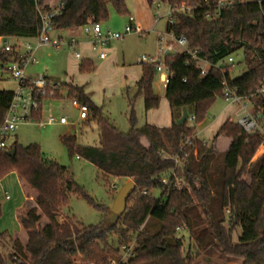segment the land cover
Segmentation results:
<instances>
[{"label": "trees", "instance_id": "16d2710c", "mask_svg": "<svg viewBox=\"0 0 264 264\" xmlns=\"http://www.w3.org/2000/svg\"><path fill=\"white\" fill-rule=\"evenodd\" d=\"M59 1L63 8L51 20L54 30L101 24L109 18L110 5L127 14L123 0H0V37L36 38L41 29L40 12L51 11ZM216 1L167 0L174 22L167 23L166 31L186 36L188 49L212 62L241 52L246 69L233 77V62L212 68L202 77L187 52L168 55L165 63L173 74L165 87L170 126L146 123L137 127L133 99H129V130L122 132L84 86L64 85L72 98L87 105L98 130V145H79L75 136L62 137L69 155L88 160L105 177L135 183L117 222L109 224L105 219L102 224L84 225L61 217L72 194L94 203L71 170L46 159L38 143L22 145L15 139L7 148H0V180L15 172L34 201L18 217L25 242L7 232L0 234V264H9L14 256L20 264H194L200 253L214 247L228 259L264 264V153L253 160L263 134L245 133L229 118L220 125L211 145L197 133L216 97L223 98L224 83L251 102L264 127V95L257 93L264 82V1L261 5L237 3L214 16ZM182 3L190 8L189 13L176 9ZM15 56L0 49L3 64ZM94 69L91 59L80 60V72ZM155 74L154 66L145 64L136 84L134 98L143 96L146 111L160 103L152 86ZM12 96V90H0V126ZM183 109L188 116L179 125ZM41 113L32 117L39 119ZM219 136L230 139L223 153L213 147ZM12 148L15 152L10 156L6 151ZM178 179L184 184L177 185ZM184 229L189 235L187 245L185 236L178 235ZM112 237L116 243L110 241ZM130 244L133 255L122 259V246Z\"/></svg>", "mask_w": 264, "mask_h": 264}, {"label": "rangeland", "instance_id": "374dc122", "mask_svg": "<svg viewBox=\"0 0 264 264\" xmlns=\"http://www.w3.org/2000/svg\"><path fill=\"white\" fill-rule=\"evenodd\" d=\"M123 1L127 8V14L118 13L115 7L110 5L109 18L101 23L102 31L109 30L123 33L129 16H133L143 32L141 34L132 32L124 35L121 39L112 40L106 47L111 58L107 59L103 65L100 66L97 56L90 52L89 55L95 69L80 72V61L74 58V53L84 54L89 52L87 48H83L82 45L76 47L62 45L60 48L43 45L35 52L38 63L24 68L26 76L30 73L43 74L46 77L55 76L60 78L62 85L60 92L55 94L56 98L49 99L44 103L39 119L33 118L19 126L14 133L17 137L16 140L22 145L38 143L46 159L56 161L71 170L75 181L83 187L94 203H90L83 196L72 194L70 196V204L61 210V217H70L84 225L102 224L107 219L119 190L131 179L105 177L88 160L76 155L72 157L69 155L68 148L62 141V137L75 136L79 145H98V130L96 122L89 116L85 120L79 119V110L72 104L71 90L64 87V85L67 82H73L84 86L85 90L91 93L93 101L102 105L106 116L122 132L129 130L131 109L129 99H133L137 127L150 123V120H157L158 116L162 117L169 114L165 87L159 82L156 74L152 86L153 91L159 96L160 103L157 108L150 109H157L152 111L155 112L152 118L150 117V110H145L143 96L138 95L135 98L134 96L137 90V81L145 65L138 63V59L155 54L159 36L166 40L172 38V34L166 31V26L169 22L170 5L167 0H152L150 3L148 0ZM51 36H61L67 41L71 37L77 39L79 36L82 38L84 33L81 28L75 31L62 29L53 30ZM16 41V39H10V43H15ZM19 41L29 42L32 45L37 42L35 38L19 39ZM2 46L3 41H0V49H2ZM232 56L234 64L231 69V75L235 77L246 69V65L241 52H235ZM6 65L7 63L3 64L0 61V88L14 90L15 84L9 73L5 71ZM243 114L242 104L228 103L221 96H217L207 111L204 118L205 121L197 126V133L202 140L211 145L213 137H211V132L208 133L205 130L207 124H217L220 120L226 118L237 122ZM50 115L56 118L65 117L66 123L54 122L45 124L46 119ZM14 140L15 138L11 137L9 143ZM229 142L228 138L220 136L213 144V147L216 151L223 153L227 150ZM261 151L262 149L259 152ZM259 156V153L256 152L253 160ZM112 184H116L118 188L116 190L112 189ZM154 194L158 196L159 191H155ZM6 195H9V197L7 198ZM24 200V189L15 172L0 180V233L7 231L18 237L24 235L25 232L21 228L18 219L19 213L22 212V210L18 212V207L24 204ZM95 204L102 205L105 209L99 210ZM178 235L185 236L184 243L187 245L189 242L187 231L185 229L180 230ZM110 241L116 243L114 237L110 238ZM194 264L243 263L235 259H228L219 248L214 247L200 253L196 257Z\"/></svg>", "mask_w": 264, "mask_h": 264}, {"label": "built area", "instance_id": "2783aa9c", "mask_svg": "<svg viewBox=\"0 0 264 264\" xmlns=\"http://www.w3.org/2000/svg\"><path fill=\"white\" fill-rule=\"evenodd\" d=\"M264 0H217L213 5L214 16H219L221 12L234 4L243 3H256L261 5ZM63 4L61 1L57 2L55 7L49 12H40L41 29L39 35L35 38L37 40L35 45L29 42H21L19 39L15 43H10V40L3 39L2 49L9 53H15L16 56L9 62H7L5 71L9 73V76L14 80L17 85L13 90L12 100L7 109L3 124L0 126V148H7L9 146L8 138L19 128L23 123L29 122L33 119L32 115L35 112L42 111L44 103L52 98H55V94L60 92L61 82H55L50 80L43 74H36L34 76H26L24 74V68L28 65L37 64L35 52L43 45H51L56 48L62 47V45H68L76 47L79 42L75 37H71L67 41L63 37H52L51 32L54 30L51 25V20L61 12ZM178 11L190 12V8L183 3L176 8ZM173 9L169 12V23L173 24ZM84 34L91 37L90 46L91 50L100 58L104 59L107 56L106 47L112 40H118L129 33L141 34L143 30L136 23L133 16H129L128 23L124 27L123 33L111 32L109 30L103 32L101 24L88 23L81 27ZM187 38L184 35L174 36L169 40H166L159 36L156 43V51L153 56H143L138 59V63L150 64L155 68V73L158 76L159 82L166 87L170 78L173 76L172 72L165 63V58L170 54H177L181 52H187L191 55L195 61L196 68L199 71L200 76H206L212 68H219L221 66L232 65L234 62L232 54H228L216 62H212L209 58L199 57L195 51L188 49ZM179 49V50H178ZM218 52H215L217 54ZM76 59H82V54L79 52L74 53ZM257 93L264 95V82L260 85ZM223 98L228 103L242 104L244 114L238 119L237 123L244 130L245 133L251 134L259 131L264 136V127L260 125L259 114L253 113V107L251 102L237 94L235 89L229 88L224 83ZM73 105L79 110V119H87L89 116L87 105L78 102L72 98ZM250 106V107H249ZM193 120V116L189 118ZM54 122L66 123L65 117L56 118L49 116L46 119L45 124H52ZM7 138V139H4ZM260 146L264 147V139ZM176 162L180 165L178 159ZM167 180H164L166 183ZM184 184L183 179L177 180V185ZM112 189L116 190L118 187L116 184H112ZM132 245H123L122 252L123 258L132 256ZM9 264H20L15 256L12 260L7 261ZM116 264L115 261L112 262Z\"/></svg>", "mask_w": 264, "mask_h": 264}, {"label": "crops", "instance_id": "0c3cea01", "mask_svg": "<svg viewBox=\"0 0 264 264\" xmlns=\"http://www.w3.org/2000/svg\"><path fill=\"white\" fill-rule=\"evenodd\" d=\"M135 21H136V18H135ZM136 23L138 24V22L136 21ZM80 28H78V29H71V31L73 30V31H75V30H79ZM75 33V32H74ZM57 37H61V36H57ZM78 39H80V40H82V41H80V40H78ZM90 39H91V37L90 36H88V35H86V34H84V37H77V41L79 42V45L78 46H83V48L85 47V48H87V50L89 51V52H85L84 54H82V59L83 58H88V59H91V57H90V52H92V53H94L95 54V52H93L92 50H91V46H90ZM3 39L0 37V41H2ZM109 53H108V51H107V56H106V58H104V59H100L96 54V56H97V58H98V60L100 61V66L101 65H103V63L107 60V59H110L111 57L108 55ZM75 58V57H74ZM76 59V58H75ZM76 60H78V61H80L81 59H76ZM34 75H36V74H34V73H30V74H28L27 76H29V77H31V76H34ZM141 76H142V74H141ZM141 76H140V78H141ZM49 78V77H48ZM140 78H139V80H140ZM138 80V81H139ZM13 82H14V84H15V87H16V85H17V83L14 81V80H12ZM137 81V82H138ZM68 84H72V85H78V86H81V85H79V84H77V83H73V82H67ZM15 89V88H14ZM0 90H8V89H4V88H0ZM13 91V90H12ZM85 92H87L86 90H85ZM87 93H89L90 95H91V93L90 92H87ZM67 96H69V95H67ZM65 97H66V92H65ZM168 102V101H167ZM96 103V102H95ZM97 104V103H96ZM97 105H99V104H97ZM169 105V104H168ZM99 106H102V105H99ZM103 108V107H102ZM157 110V109H156ZM156 110H150V112L149 113H151V118L153 117V113H155V112H152V111H156ZM227 119V118H226ZM226 119H223V120H220L217 124L216 123H209V124H207L206 126H205V130L209 133V132H211V137H214L215 136V134L217 133V131H218V129H219V127H220V125L226 120ZM205 121V120H204ZM171 122H172V119H171V113H170V108H169V114H166V116L165 115H163L162 117H160V116H158V118H157V120H150V123H148V124H152V125H155V126H158V127H168V126H170L171 125ZM203 123V122H202ZM202 123H200V124H202ZM161 124V125H160ZM199 124V125H200ZM216 124V125H215ZM198 125V126H199ZM15 133V132H14ZM12 134L9 138H8V142H9V139L11 138V137H14L15 139H17V137H16V135L15 134ZM199 136V135H198ZM220 137V136H219ZM218 137V138H219ZM224 137V136H223ZM217 138V139H218ZM227 138V137H226ZM229 139V138H228ZM229 141H230V139H229ZM260 149H262V151L261 152H259L260 151ZM257 153H259V155H261L262 153H264V147L263 146H260L259 147V149L257 150ZM12 173V172H11ZM10 174V173H9ZM9 174H7L6 176H9ZM16 174V173H15ZM17 175V174H16ZM6 176L4 177V178H6ZM4 178H2V179H4ZM24 195H25V200H24V204L20 207H18V212H19V210H22V212H20L19 213V215H21V214H23L24 212H25V210L27 209V208H29V207H31V206H33V204H34V201H33V197L30 195H28V194H26L25 192H24ZM6 197L8 198L9 197V195H6ZM24 206V207H23ZM23 207V208H22ZM1 215V214H0ZM19 215H18V217H19ZM20 224V223H19ZM21 226V225H20ZM3 232H7V231H3ZM2 233V232H1ZM0 233V234H1ZM11 237H13V238H18V239H20V241L21 242H25V240H26V234L24 233V235L22 236V237H18L17 235H12L11 233H9V232H7Z\"/></svg>", "mask_w": 264, "mask_h": 264}, {"label": "water", "instance_id": "95a60500", "mask_svg": "<svg viewBox=\"0 0 264 264\" xmlns=\"http://www.w3.org/2000/svg\"><path fill=\"white\" fill-rule=\"evenodd\" d=\"M50 80L55 82H60V78L55 76H48ZM187 110L183 109V113L180 119L177 120V124L183 125L187 120ZM15 148H12L10 150H7L6 153L10 156L14 155ZM135 190V183L132 180H128L122 188L119 190L113 206L107 216V222L109 224H114L117 222L119 217L123 214V212L126 209V204L129 196L134 192Z\"/></svg>", "mask_w": 264, "mask_h": 264}]
</instances>
